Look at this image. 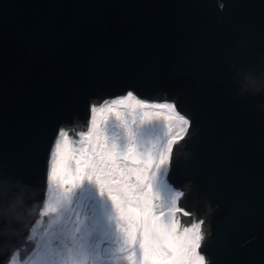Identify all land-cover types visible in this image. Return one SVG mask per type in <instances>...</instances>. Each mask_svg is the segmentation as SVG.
<instances>
[{
  "label": "water",
  "instance_id": "95a60500",
  "mask_svg": "<svg viewBox=\"0 0 264 264\" xmlns=\"http://www.w3.org/2000/svg\"><path fill=\"white\" fill-rule=\"evenodd\" d=\"M132 92L191 120L168 181L209 264H264V0H0V262L49 194L57 130Z\"/></svg>",
  "mask_w": 264,
  "mask_h": 264
},
{
  "label": "snow or ice",
  "instance_id": "6c2138e0",
  "mask_svg": "<svg viewBox=\"0 0 264 264\" xmlns=\"http://www.w3.org/2000/svg\"><path fill=\"white\" fill-rule=\"evenodd\" d=\"M92 113L114 116L79 133L57 130L50 149L49 194L22 245L0 264H209L202 247L204 221L179 201L185 192L168 181L174 146L191 120L168 102L145 103L128 92ZM162 110L165 125L150 127ZM78 145V147L76 146ZM0 181V216L21 204Z\"/></svg>",
  "mask_w": 264,
  "mask_h": 264
},
{
  "label": "flooded vegetation",
  "instance_id": "af4514ba",
  "mask_svg": "<svg viewBox=\"0 0 264 264\" xmlns=\"http://www.w3.org/2000/svg\"><path fill=\"white\" fill-rule=\"evenodd\" d=\"M123 97H125V96H123ZM135 97H136L137 99H141V100H143L145 103H162V102H160V101H149V100H146V99H142V98H140V97H137V96H135ZM119 98H122V97H118V98H114V99H119ZM114 99L105 100V101H101V102H96V103H94V106H96L97 108H99V107L102 106L104 103L106 104V103L112 102V100H114ZM153 117H154V118H152V121H153V122L155 121V123L152 122V124L150 125V127H154V128L157 129V130H161V129H163L165 123H162V122L159 121L160 118H163V117H164L162 111H161L159 117H158V115H154ZM73 138H74V139H75V138H79L78 134H76ZM78 140H79V139H78ZM76 146L78 147V145H76ZM177 215H178V214H177ZM41 219H42V218H41ZM184 226H185L184 223H181V230H182V228H183Z\"/></svg>",
  "mask_w": 264,
  "mask_h": 264
},
{
  "label": "rangeland",
  "instance_id": "374dc122",
  "mask_svg": "<svg viewBox=\"0 0 264 264\" xmlns=\"http://www.w3.org/2000/svg\"><path fill=\"white\" fill-rule=\"evenodd\" d=\"M134 97H135V95H134ZM135 98H136V97H135ZM165 102H166V101H165ZM109 103H111V102H109ZM162 103H164V102H162ZM168 103H171V102H168ZM103 106H105V103H104L102 106H100V107H103ZM100 107H99V108H100ZM148 111H149V112H152V113H157V112H159V115H160V113H161L162 110L148 109ZM162 113H163V116L167 115V113H165L164 111H162ZM94 115H95V117H96V119H97L98 122H100V121H102L103 119L107 118V119L109 120V123L111 124L112 121L114 120V116L110 115V114L107 113V112H105V113H103V114H100L99 112H97V113H94ZM159 115H158V117H159ZM153 116H154V115H153ZM153 116H152V118H154ZM159 121L162 122V123H166L165 120H164V117H163V118H160ZM152 122H153V121H152ZM153 123H155V121H154ZM76 139L78 140V138H75V140H76Z\"/></svg>",
  "mask_w": 264,
  "mask_h": 264
},
{
  "label": "bare ground",
  "instance_id": "6f19581e",
  "mask_svg": "<svg viewBox=\"0 0 264 264\" xmlns=\"http://www.w3.org/2000/svg\"><path fill=\"white\" fill-rule=\"evenodd\" d=\"M134 95V94H133ZM126 97V96H125ZM79 136V135H78ZM79 139V138H78ZM77 140V139H76ZM202 233H203V235L205 234V228L202 226Z\"/></svg>",
  "mask_w": 264,
  "mask_h": 264
}]
</instances>
